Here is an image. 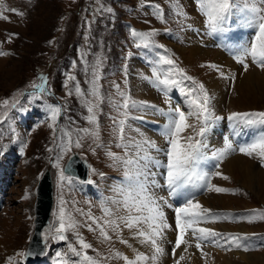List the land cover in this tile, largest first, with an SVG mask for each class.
I'll return each instance as SVG.
<instances>
[{
	"label": "rangeland",
	"instance_id": "1",
	"mask_svg": "<svg viewBox=\"0 0 264 264\" xmlns=\"http://www.w3.org/2000/svg\"><path fill=\"white\" fill-rule=\"evenodd\" d=\"M180 1L183 2L180 3L189 14V19L186 23L188 24L189 22L197 20L194 0ZM147 2H157L161 4L164 9L167 23L157 19L154 14L145 8V3ZM12 8L17 9V12H11L10 9ZM101 8H103V10H101ZM108 9H111V11H108ZM0 11L3 12L4 16L8 17V19L0 18V52L8 53V55H0V104H2L5 99H8L10 102L17 101L19 94L22 96V92L19 91L20 88L32 91V85L34 83H40L41 80L39 78L44 77L43 75H47V77H45L47 81L46 91L41 94L47 102L39 103L43 99L41 95L37 96L36 92L32 93L33 95L28 94L29 98L31 97L29 104H31L33 109V117H39L43 122L39 119H35L34 127L27 132L24 136L25 140L21 142L24 147L23 156L13 160V164L10 166L9 183H6L2 187L0 186V264H8L9 257H14L12 264H45L46 262L58 264L57 252L67 253V243H76L71 233L68 234V241H57L52 238V233L55 227L58 226L56 221L61 206V198L70 202L68 205L69 208L72 207L71 202L75 201L77 202V207L85 209L86 211L91 208L92 214L97 217L103 215L99 206L96 204L99 201L97 199L89 200L86 198L81 189L83 187L80 182L73 179L71 185L65 182V184H63L64 187L61 186L59 169L55 167L54 162L52 166L58 173L55 174L57 190L55 191V206L51 219L44 230L47 250L43 257L34 261L28 260L25 256L18 255V253H25L27 243L33 233L31 209H33L34 199L29 181L35 184L33 180L37 178L39 172L46 167L48 160L52 158L54 154L57 158L59 148L57 150L55 149L59 143V130L61 128L65 131H70L72 128L89 127L88 122L84 119V116L87 115L86 109L81 107L79 98L75 94L68 95L69 89L73 88L74 83L67 80L68 75L75 76L82 88L87 87V81L83 71L84 59H82V57L85 58L89 64L93 63L97 55L102 56L104 61L101 84L103 86L102 93L106 97V100L105 103L101 104V111L99 112V144L105 143L103 145H108L115 152L122 153L120 148L115 147L117 140L114 132L113 117H110V114L116 113V110L107 103L108 97H111L113 100L120 99L116 89L113 87L114 84H120L121 89L128 90L135 100L143 101L148 100L143 98L145 96L141 98L138 95L141 90L138 83L143 82L148 90L145 91V93L154 91V100L156 99L155 90L142 78L143 76H149V61L154 57L151 54L150 59L149 55H145L146 53L144 54V51H146L144 49L142 55L135 54L137 48L130 36V29H143L144 31L158 29L159 34L154 39L158 45L164 46L167 44V39L169 38H164L163 31L165 29H172L176 34V39L174 42L168 41V43L174 53V59H176L178 65L183 68L188 75L203 82L208 90L207 79H209L213 73H219L211 68L201 67V65L215 63L220 66L222 71L228 72L225 73L226 75L236 77L234 82L225 79L227 85L225 91L227 94L223 102V108L219 107L218 109L221 110H218L217 106H215V103L212 101L214 114L221 117L220 122L224 123L229 121L227 117L232 112H247L251 110L264 111V86L261 88L262 90H258L247 99L239 95L238 87L236 86L240 78L247 74L251 67H254L252 66V62H249V70L244 72L242 66L238 63L236 64V60L232 54L229 52L228 54H224L222 52L226 58L237 66L238 69H234L233 71V68L227 64H224L223 67V63L217 62L211 55L202 57L197 56L194 60L191 59L189 55L185 56V54L178 53L175 46L189 48L193 42H197L199 47L204 50L221 51L216 43H213V47L207 45L205 34H197V31L202 30V28L195 32L198 38H200V41H198L196 36L190 38L192 33L188 30V27H184L182 24L178 23V18L170 14L168 0H0ZM20 12H23V15H19ZM127 21L133 23H127ZM238 30L239 29L235 31ZM226 35H228V33ZM226 43L227 47L230 46V48L234 50L242 41H240V39L230 41L227 40L226 37ZM144 55L148 58V62L143 60V64L148 66L149 69L148 71L145 69V71L140 74L141 69L139 67V62L136 61L135 57L142 58ZM50 74L51 82L49 78ZM129 74L131 75L130 79L128 78ZM125 81L127 83H125ZM65 85H67V87H65ZM209 93L212 95L210 90ZM54 105H59L63 108L62 114L64 117L62 125L56 124L58 119L53 122L51 120V115L48 114L50 111L48 109ZM35 108H37V110H34ZM17 111L23 114L25 118L28 117V112L21 106L17 108ZM133 112L136 115H140V111L134 110ZM158 118L165 119L160 113H158ZM53 123L56 125L55 129L52 127ZM132 123L133 124L128 122L132 129H140L136 126L137 121L132 119ZM219 127H222L223 131V125L221 126L219 123L216 128ZM214 131L212 129L209 137V156H211L212 150L221 149L224 145L222 136L219 138L220 140H213L212 135ZM22 132H25L24 128ZM126 132L130 136H137L135 131L126 129ZM152 137L155 139V136H151V138ZM12 138L13 137L9 136L7 132H2L0 130V165L2 164L1 158L7 157L8 155H6L5 152H9V148L12 149ZM251 138L250 136L247 140ZM82 143L83 147L78 149L83 151L93 162V166H95L94 172L91 174L92 180L102 178L103 175L110 172H123L122 168L112 166V161L106 155L107 151L105 147H98L97 144H94L90 139H85ZM49 149H51L50 153ZM93 149H95V151H93ZM75 151H77V147L75 148V145H73L71 150L60 160L61 167H64L65 162ZM233 154L229 155L227 157L228 159L226 158L227 160L224 159L220 162V165L224 166L220 168L219 172L226 174L223 176H227L229 179L225 180L223 176H213V184L219 187L225 186V188L230 189L228 192L236 190L238 185L242 187V191L244 192L242 195L245 193L246 195L239 196L236 192H211L218 196L232 198L231 204L229 203L230 205L223 208L255 207L254 209H261L259 205H264V188L261 193L260 184L257 182L258 196L256 191L254 192L251 188H246L241 185V183L233 177L232 172L228 170V163L236 156H244L242 154L239 155L238 152L237 154ZM244 157L255 162L258 167L264 171V166H261L259 161L246 156ZM102 163L104 167H101ZM211 163L212 160H209L202 164L204 171L208 172L209 169H207V167L210 168ZM217 169L219 168L213 167V173L216 172ZM3 176L6 178V174ZM259 176V179L264 181V173L261 172ZM13 178L16 182L14 185ZM122 178L123 177H119L118 180L120 181ZM238 179L240 180L239 176ZM105 184L106 180L101 184V194L106 190L110 192L109 197H112L113 192L111 190L114 185L107 189ZM70 187L71 190L68 189ZM200 190L201 193L205 192L203 188H200ZM212 207L216 208L214 206ZM77 219H81V217L77 216ZM216 224H219V228H216L217 230H220L221 227H226L227 230L230 231L244 230V233L250 235V239L242 246L241 250L240 248L237 250L236 247L233 246V250L218 249L220 252L225 250L224 253L234 251L243 254L264 253V245L261 244V240L264 237V220H255L252 222V225L249 226H246L247 224L244 222H234L232 225L229 222H218ZM206 225L215 226L210 222L202 226ZM79 231L84 239L93 245L95 251L89 249L88 252L90 255L96 256L97 252H99L107 256L110 249L128 254L125 252L128 246L120 243L119 240L116 239L115 234L110 230L109 234L113 236L111 242H101L98 232H90L83 227H81ZM257 232L259 234H257ZM253 233L256 235L251 236ZM258 235L260 236L258 237ZM123 238H125L124 234ZM245 246L249 248L248 251L244 250ZM213 250L217 251L216 247L213 246ZM222 259L224 258L221 257V260ZM236 260H238L239 264H244V262L240 263L241 259ZM108 264H123V261L111 260Z\"/></svg>",
	"mask_w": 264,
	"mask_h": 264
},
{
	"label": "snow or ice",
	"instance_id": "2",
	"mask_svg": "<svg viewBox=\"0 0 264 264\" xmlns=\"http://www.w3.org/2000/svg\"><path fill=\"white\" fill-rule=\"evenodd\" d=\"M196 11L203 17V24L208 35L226 34L231 31L242 29L249 30V40L239 43L235 49L234 59L243 68L249 70V60L261 70H264V0H194ZM169 12L184 27H191L186 21L189 14L184 10L180 0H168ZM153 14L162 22L167 23L164 9L160 4L149 5ZM103 10V8H101ZM17 12V9H10ZM111 11V9H108ZM19 15H23L20 12ZM0 18L8 19L0 11ZM165 31H169L165 29ZM159 34L158 29L148 31L130 29V36L137 49L151 50L154 57L149 61L151 75L142 78L148 81L158 91L167 95L173 89H177L184 98L188 110L180 107H171V101H167V111L147 101H138L132 98L131 93L121 89L120 84H114L119 100L107 98V103L117 112L119 118L113 117L114 132L116 135L115 147L120 148L122 153L111 151L106 155L112 161V166L123 169L122 180L112 188L113 196L109 197L100 207L103 213L97 217L92 214L91 208L87 211L71 202L61 198V206L52 238L57 241H68L71 233L76 243H67V253L57 252L58 264H108L111 260H122L123 264H160L161 258L166 254L162 243L167 239V231L175 233V240L168 241L173 244L171 256L173 264H181L186 259L184 254L176 258L177 249L182 253L188 252L190 247L200 251L202 257H208L204 251L205 243L216 247H223L220 243L241 248L243 242L250 239V235L222 234L213 228L202 226L209 222L228 219V213H214L195 199V190L206 188L209 191L228 192L230 189L218 187L211 183L212 176H223L219 171L209 173L204 171L202 164L209 160L216 161V167L229 155L239 153L260 162L264 166V111L232 112L227 119L231 122L232 135L239 136L246 130H254V136L241 144H234L232 139H225L223 148L212 150L208 154L207 134L213 124L221 119L214 114L212 101L214 96L209 93L203 82L196 80L181 68L174 53L158 45L155 37ZM0 55L8 53L0 52ZM83 71L87 81V87L82 88L76 77L68 75L67 80L74 82L73 88L69 89L68 95L75 94L79 98L81 107L86 109L84 119L89 127L75 128L71 131L59 130V154L55 161V167L59 169L61 186L65 182L71 185L73 177L66 174L67 170L60 165V160L67 154L73 145L83 147V140L90 139L98 147L99 144V112L101 104L105 103L106 97L102 93V68L103 57L97 55L93 63L89 64L85 58ZM219 73L223 79L235 81L236 77L226 75L220 66L215 63L201 65ZM40 83H34L33 89L39 96L46 91V78L41 77ZM125 83H127L125 81ZM67 87V85H65ZM14 107V102L5 99L0 104V111H6ZM151 109L165 117V123L161 127L160 135L165 141V146L160 147L154 140L147 138L139 129H132L128 124L129 119L134 117L132 112ZM51 120L55 122L62 114L63 108L59 105L50 107ZM55 129L56 125L53 123ZM126 129L135 131L137 136H130ZM153 150L162 154V159L152 155ZM51 151V149H49ZM95 151V149H93ZM70 167V166H69ZM102 175V174H101ZM157 177H162L163 184ZM227 180L229 177L223 176ZM166 189L170 197L187 194L179 207L174 208V227L167 222L165 207L172 208L167 198L158 195V190ZM90 203V202H89ZM77 216L81 219H77ZM242 219L249 222L264 220V209L248 210V214ZM83 227L90 232H98L101 242H111L115 234L120 243L132 249L133 255L122 253L118 250H109L104 256L97 252L96 256L90 255L88 250L93 245L87 242L79 229ZM127 230L129 236L138 241L140 245L149 251H140L123 238ZM253 233L251 236H255ZM94 250V249H93ZM230 250V249H229ZM248 251V247H244ZM95 251V250H94ZM20 256L29 254L18 253ZM14 257L8 258V264H12ZM207 264V260H205Z\"/></svg>",
	"mask_w": 264,
	"mask_h": 264
},
{
	"label": "bare ground",
	"instance_id": "3",
	"mask_svg": "<svg viewBox=\"0 0 264 264\" xmlns=\"http://www.w3.org/2000/svg\"><path fill=\"white\" fill-rule=\"evenodd\" d=\"M226 37H227V40H230V41H235V40L240 39V41H242V43H243V42L250 39L251 32L239 29L238 31H234L232 34L230 33V34L226 35ZM205 41L207 42L206 37H205ZM175 47H176L175 49L178 51V53L185 54V56L189 55V57L191 59H194V58L196 59L197 56L202 57V56L211 55L214 60H216L219 63H223V67H224V64H227L231 68H233V71H234V69H238L237 66L231 60L226 58V56L222 52L211 51L209 49L204 50V49L199 47V44H197V42H193L191 44V47H189V48H182V47H178V46H175ZM227 52L230 53L229 46L227 47ZM236 64H237V62H236ZM224 72L228 73L227 71H224ZM207 84H208V88H209L210 92L215 97L213 100V103H215V106H217V109L219 107L223 108V102L225 101L226 94H227L225 91L227 89L225 79L221 78L219 74L213 73L209 77V79H207ZM138 85L141 88V90L139 89L140 92L138 93V95L141 98H142V96H145L143 98L148 99V100L149 99L154 100V96H155L154 91L153 92L149 91V93H145V91H148L146 85L143 82L138 83ZM236 86L238 87L239 95H241V97H243L244 99L249 98L250 96L255 94L258 90H260L264 86V70L257 69L256 67H251V69L248 71V73L245 74L242 78H240V81L237 82ZM218 110H221V109H218ZM162 126L163 125H161V127ZM221 129H222V127L215 129V131L213 132V135H212L213 140H217L221 137V134H220ZM160 130H161V128L156 131L155 135L154 134L152 135V136H155V139H153L151 137L149 139L154 140L158 146L164 147L165 141H164L163 137L160 135ZM152 155L153 156L156 155V157L160 156V154L154 150L152 152ZM233 156H234V154H233ZM227 166H228V170H230L232 172L233 177H235V179L239 183H241V185L245 186L246 188H251L252 191H254V192L256 191L257 195L259 196V192L257 190V182H258L260 184V187L262 190L261 193L263 192L264 181L259 179V177H260L259 175L261 172L264 173V171H262L255 162H253L252 160L250 161V159H246L244 156H236L230 160V162L228 163ZM238 176H239L240 180L238 179ZM158 195L161 197H165L162 190H158ZM202 195H203V193H201L200 189L195 190V197H197V196L200 197V199L198 201L201 204H203L206 208H210L212 206H214L216 208H223V207H226L227 205L231 204V199H232L231 197L228 198V197L218 196L216 194H213V192H211V191H209L206 196H202ZM182 202L183 201H180L178 203V206H180V204ZM168 203L172 204L169 201H168ZM164 211H165V215L167 217V222L169 224L173 225V227H174L175 226L174 225V217H173V212L171 211V208L165 207ZM210 223H213V222H210ZM205 227L213 228V226H211V225H206ZM221 229L227 230L226 227H221ZM123 234H124L125 239H128L129 243L132 244V246L134 248H138L140 251H145V252L149 251L148 248L144 247L143 245H140L138 241L132 239L129 236V233L127 232V230H125V232ZM166 235H167V239L162 243V247L164 248L166 254L161 258L160 264H173L174 258L171 256V249L173 247V244L168 243V241L174 242L175 233L172 232L171 230H168ZM203 248H204V246H203ZM182 249H183V246L181 249H177V251H176V258H178L181 254H184L186 257V259L184 261H182L181 264H205V260H207V264H236V263L239 264L238 260H236V259H241L240 263L244 262V264H246V263L247 264H264V258H263L264 253L243 254V253H239L237 251L230 252V253H224L225 250L223 252H220V250H218V249L216 251V250L210 249L209 247H206V248H204V251L209 253V256L208 257H202L200 251L197 250L194 246L190 247L188 249V252H186V253H182ZM125 252L128 253L127 255H129L130 257L133 255L132 249L129 247L125 249ZM221 257H223L224 259L221 260ZM43 263H45V262H43Z\"/></svg>",
	"mask_w": 264,
	"mask_h": 264
},
{
	"label": "water",
	"instance_id": "4",
	"mask_svg": "<svg viewBox=\"0 0 264 264\" xmlns=\"http://www.w3.org/2000/svg\"><path fill=\"white\" fill-rule=\"evenodd\" d=\"M74 173V172H72ZM39 201L36 207V228L33 235L30 247L28 250V256L31 258H38L44 252L41 231L44 225L47 223L48 217L51 212V187L47 178L43 180L38 191Z\"/></svg>",
	"mask_w": 264,
	"mask_h": 264
}]
</instances>
